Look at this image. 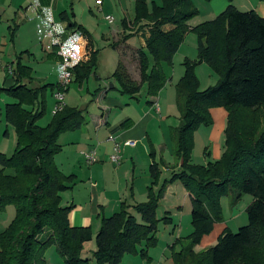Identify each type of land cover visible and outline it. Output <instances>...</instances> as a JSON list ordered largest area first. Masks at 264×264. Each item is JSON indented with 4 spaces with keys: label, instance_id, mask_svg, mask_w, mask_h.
Segmentation results:
<instances>
[{
    "label": "trees",
    "instance_id": "16d2710c",
    "mask_svg": "<svg viewBox=\"0 0 264 264\" xmlns=\"http://www.w3.org/2000/svg\"><path fill=\"white\" fill-rule=\"evenodd\" d=\"M233 1L226 0L229 5L214 19L190 27L188 22L198 16L191 0H134L132 19L121 22L123 44L138 32L144 38L143 47L133 51L137 79L130 77L120 61L111 75L122 96L137 99L144 88L146 97L155 98L166 84L161 64L171 65L190 32L197 37L196 57L182 62L183 75L175 85L179 122L170 129V137L179 168L156 161L149 148L146 201H123L111 216L98 215L95 264H119L126 255H137L149 264L147 250L157 245L158 222L170 225L167 214L156 218V210L167 186L174 182L187 193L191 232L169 246L172 264H264V18L254 11H238L230 5ZM59 18L66 22V29L79 32L89 42L87 60L69 69L71 82L81 85L94 75L98 52L90 49L87 32L69 21L65 12ZM15 31L16 25L8 28L10 42ZM22 54L10 66L12 85L0 87V97L14 101L4 106L3 117L15 135L12 155L0 153V212L14 209L12 220L0 232V264H47L44 254L51 247L63 264H89L81 255L92 238L91 228L71 227L72 205H61V194L70 189L74 177L62 174L54 163L61 151L59 136L79 130L85 123L83 113L64 106L45 126H38L45 114L46 91L52 94L56 85L27 86L32 82L31 69L21 64ZM197 64L217 74L214 87L197 89ZM215 108L226 112L221 155L215 162L195 165L191 162L194 133L212 125L210 110ZM162 168L171 169L167 178L161 179ZM6 170L12 174H5ZM230 191L233 202L243 195L252 198L245 208L246 226L236 233L225 229L214 246L194 251L213 225L222 223L220 200ZM43 233L46 238L39 240Z\"/></svg>",
    "mask_w": 264,
    "mask_h": 264
},
{
    "label": "rangeland",
    "instance_id": "374dc122",
    "mask_svg": "<svg viewBox=\"0 0 264 264\" xmlns=\"http://www.w3.org/2000/svg\"><path fill=\"white\" fill-rule=\"evenodd\" d=\"M96 1L100 5L96 4ZM157 2V0H146V2ZM217 0H215L212 5H216ZM226 7L229 3L226 0ZM245 0H235L234 5L239 8L240 12L245 11L247 6H242ZM253 4L257 0H249ZM29 3L24 5V9L21 13H18V17H13L16 10L11 11L12 19L8 20L6 15L0 14V86L2 84L1 75L8 73L7 65L12 63L10 66L15 64V61L21 54L18 51L17 46L13 45L9 39V32L7 25L5 23L12 24L18 23L15 19L23 18L24 15V26L21 27V34L19 37L20 43L27 48L28 52H24L20 57V62L23 65L29 66L31 68L32 82L27 86L38 87L44 84H56L58 76L62 73V65H57L56 61L50 53H53L51 48L53 45L62 46V49L67 50L79 36V32L66 29V23L62 22L59 18L61 12H66L70 20L77 25L81 26L86 32L91 41L93 50L98 52L97 54V64L94 70V75H91L85 82L78 85L71 82L67 87V91L63 96V105L77 108L82 110L85 124L83 128L92 131L91 118H100L101 111L98 109L100 104L103 102L102 93L107 94L108 97H113L111 99H118L129 105H135L138 102L141 105H146L148 101L144 88L141 89L139 97L137 100H129L127 96H122L118 92V85L113 82L111 75L114 72L117 63L120 61L127 69L130 77L132 79H137V67L135 56L133 51L137 48H131L124 45L121 42L122 33L120 23L126 19H132L134 10V0H54L53 7L49 9L45 7L43 3L39 0H29ZM193 8L198 11V16L189 21V25L197 24L199 20H207L204 14L207 15V10H205V5L209 7L208 3L203 0H191ZM230 5L233 6L231 3ZM224 7V9L226 8ZM223 9V10H224ZM222 10V11H223ZM221 11V12H222ZM24 12V13H23ZM220 12V13H221ZM9 14V13H8ZM106 16H111L113 23L109 24L106 20ZM12 23V24H11ZM119 30L118 33L114 32ZM18 31V28H17ZM140 34V32H138ZM137 37H139V35ZM135 35V34H133ZM186 42L180 52L177 50V55L172 58L171 65L161 64L163 74L166 77V84L161 91L163 93L170 95L171 101L175 99V85L178 80L183 75L182 62L187 60H194L196 57V43L197 37L194 33H188ZM185 36V37H186ZM141 37V36H140ZM185 39V38H184ZM184 41V40H183ZM119 43L115 49L110 47L111 44ZM132 43L135 45V40ZM183 43V42H182ZM181 43V44H182ZM175 53V54H176ZM191 56V57H188ZM4 70V71H3ZM194 75L198 83V90H204L208 87H214L218 82V76L205 64H197L194 67ZM10 78V76H9ZM56 80V82H55ZM174 91V92H173ZM54 93V91H53ZM53 93L46 91L45 94V114L42 118L37 121L38 126H45L51 117V111L54 106ZM3 100L10 103L12 99L1 96ZM170 98V97H169ZM176 108V109H175ZM175 110L177 112H172V118H176L179 114L178 108L175 105ZM223 108H215V110ZM110 113V119L112 116L118 115L116 110L113 108L107 111L103 116H108ZM226 113V112H225ZM211 116V114H210ZM170 118V120H172ZM213 124L209 127L201 126L198 128L193 136V152H192V163L195 165L203 166L206 163L215 162V146L219 144L221 148L220 155L223 148V130L226 123V117L224 121V127H222V121L220 120L219 114L214 111L211 116ZM49 122V121H48ZM172 127L177 126L175 123H170ZM167 126V125H165ZM164 129V127H163ZM161 129V131L163 130ZM154 142H164L160 136V132L154 129ZM169 136V134H168ZM166 136V137H168ZM10 138L0 137V151L6 157H10L15 148V135L13 129L10 127ZM170 142V143H169ZM166 144H171L173 148V142L171 137L167 139ZM217 147V146H216ZM160 148L163 154L165 151L163 147H157V153ZM167 154L164 155V161L167 158ZM121 158V154H120ZM173 159V157H172ZM121 160V159H120ZM159 160V157L157 158ZM163 161V162H164ZM120 162V161H119ZM166 162V161H165ZM164 162V163H165ZM131 165V163H130ZM165 165L168 167L167 163ZM140 169L138 165L139 174ZM168 172L163 169L161 179L167 178ZM233 193L230 191L227 197L220 200V211L222 222L227 224V227L231 233H236L239 228L246 226L247 218L245 214V208L250 204L252 198L249 195H243L237 202H233ZM14 216L13 207H7L4 211L0 212V232L9 224ZM134 216L139 221L138 216ZM164 216V209L160 206L156 211V218L161 219ZM181 231L177 238H184L190 233V214L187 213L180 218ZM191 228V227H190ZM91 229L92 238L90 242L84 245V249L81 255L83 260H89V264H95L93 260V252L95 251L94 237L97 233ZM172 227L166 226L162 222H158L155 237L157 239V245L154 248L147 250V255L150 258L149 264H172L170 259L169 246L174 242V237L177 236L172 233ZM46 238L45 233L39 236V240H44ZM175 250H178L176 246ZM44 259L50 264H63L62 259L55 253L53 247L49 248L44 254ZM119 264H148L145 260H142L139 256L126 255L122 258Z\"/></svg>",
    "mask_w": 264,
    "mask_h": 264
},
{
    "label": "crops",
    "instance_id": "0c3cea01",
    "mask_svg": "<svg viewBox=\"0 0 264 264\" xmlns=\"http://www.w3.org/2000/svg\"><path fill=\"white\" fill-rule=\"evenodd\" d=\"M28 1L29 0H0V14L6 15L8 20H11V11L18 9L13 14V17L16 18L19 16L18 13L23 11L24 5L29 3ZM214 1L215 0L209 2L204 1L209 4V7L205 5V10H207V15L209 16L204 14V17H207V20L201 19L197 24L214 19L224 7H226L224 1L217 0L215 6L212 5L214 4ZM39 2L43 3L48 9L51 6L53 7L54 4V0H39ZM234 2L235 0L232 2L233 7L239 10V8L234 5ZM244 5L249 7L245 11H254L258 16L264 18V2L257 0L256 3L253 4L251 1L245 0L242 6ZM68 19L71 21L69 17ZM15 20L18 21V23H16V31L12 43L17 46L20 53H24L25 51L28 52L27 48H24V45L21 44L19 40L22 32L21 27L24 26V15L23 18ZM124 20L130 21V19ZM11 21L13 23L14 20L12 19ZM5 24L7 25V29L15 25L12 24V26H10L8 23ZM197 24H192L191 26L188 22L190 27ZM114 32L118 33L119 30L116 28ZM138 35L139 37H137L136 34L132 35L123 46L126 45L137 49L143 47L144 38L140 37V34ZM186 38L187 36L178 48V52L182 50ZM134 40L136 43L135 45L132 43ZM87 43L89 42L79 34L75 43L65 51L60 44L59 46L53 45L51 48L53 53H50V55L57 60L56 64L61 66L59 52L69 53L74 47L78 46L80 52L85 55L84 52H86ZM90 49L93 51L91 41ZM175 55H177V53ZM76 63L77 62H73L72 64L74 65ZM11 64L12 63L7 65L6 68H10ZM9 76L10 74L8 73L7 75L5 73L1 75L2 84L0 87H9L12 85V79L11 76L10 78ZM102 96L103 102L98 107L101 111L100 118H91L92 131L83 128L84 123L79 130L60 135L58 144L61 147V151L54 157V163L58 170L64 175H73L74 177L70 189L61 194V205H72V208L68 213L69 225L71 227H90L93 231H96V229L99 228L98 215L100 213H102L104 217H109L118 211L119 204L123 201H127L130 204L143 203L146 201V187L150 182L148 177V166L151 164L149 158L150 147L155 153L156 161L160 160L163 162L164 155L167 154L168 157L165 160L166 162H164L167 163L168 167L176 166L175 170H178L179 168V162H176V159L172 155L171 144H166L167 139L170 138V129L176 127H172L170 123L173 124L176 122V125H178L179 122V114L176 118H172V112L174 113L177 111H174L176 109V103L175 99L173 102L171 101V94L167 95L163 93V91H160L155 98L147 97L148 101L146 102V105H141L138 102H136L135 105H129L128 102H122L117 98L111 99L113 97H108L104 92L102 93ZM148 102H151L152 104H148ZM10 103H14V101L12 100ZM6 104L9 103L0 97V137L2 135L3 138L9 139L10 127L7 126L3 117V109ZM112 108L116 110L118 115H114L112 116V119H110L109 113L108 116L104 117L103 115ZM214 111L219 114L220 120L222 121L221 129H223L226 113L221 109H212L210 110L211 116ZM170 118H172V120H170ZM48 121H46V123H48ZM125 121L128 122L125 123L123 127H120V124ZM154 129H157L158 132H160V136L164 142H154ZM161 129L163 130L161 131ZM110 136L114 137L120 144L124 141L135 142L134 147L121 146L119 152L121 154V160L117 166L112 165L108 160L112 153V144L107 140ZM216 146L214 155L215 161L219 159L221 151L219 144ZM157 147H163L165 154H163L161 148L157 153ZM0 151L2 150L0 149ZM88 151H94L97 159L96 163L90 166H86L80 156L81 152ZM158 157L159 160H157ZM138 165L140 169L139 174L137 173ZM163 169L167 172L171 170L162 168V172ZM5 174L11 175L12 171L6 170ZM160 206L164 209V214H167L170 218L169 226L172 227V233L177 235L174 237L177 239L181 231L180 218L183 216V213L187 215V213L190 214L191 211L187 193L179 182H174L167 186L158 208ZM190 227L188 228L191 232ZM225 229H228V227L224 222L214 224L211 233L201 239L199 245L194 247V251L198 252L214 246L217 238ZM46 262L47 264H50V262Z\"/></svg>",
    "mask_w": 264,
    "mask_h": 264
},
{
    "label": "built area",
    "instance_id": "2783aa9c",
    "mask_svg": "<svg viewBox=\"0 0 264 264\" xmlns=\"http://www.w3.org/2000/svg\"><path fill=\"white\" fill-rule=\"evenodd\" d=\"M96 4L100 5V3L98 1H96ZM105 20L109 24L113 23V19L111 16H106ZM73 49L69 53L59 52V59H60V62L62 64L63 70H62V73L57 78L56 90H54V93H53L54 106H53V109L51 111V115H54L55 113L61 111L62 108L64 107L63 96L65 93V90L67 89V87L69 86V84L72 81V75H71L70 70H69L73 66L72 63L73 62H77V63L83 62L88 57L87 52H84L85 55H83L79 50L78 54H77V52L73 51ZM10 72H11V70L8 67V74H10ZM107 140L109 142H111V144H112V153L110 154L108 160L114 166H117L119 161H120V153L119 152H120L121 146H123V147H134L135 146V142H133V141H124L123 143L120 144L117 142V140L114 137H111V136L108 137ZM80 156H81V158H82V160L86 166H90V165L96 163V161H97L94 151L81 152Z\"/></svg>",
    "mask_w": 264,
    "mask_h": 264
},
{
    "label": "clouds",
    "instance_id": "9594fccd",
    "mask_svg": "<svg viewBox=\"0 0 264 264\" xmlns=\"http://www.w3.org/2000/svg\"><path fill=\"white\" fill-rule=\"evenodd\" d=\"M73 51L77 52V54H78L79 48H78V47H75V48L73 49Z\"/></svg>",
    "mask_w": 264,
    "mask_h": 264
}]
</instances>
